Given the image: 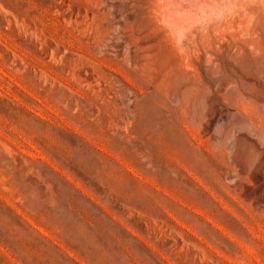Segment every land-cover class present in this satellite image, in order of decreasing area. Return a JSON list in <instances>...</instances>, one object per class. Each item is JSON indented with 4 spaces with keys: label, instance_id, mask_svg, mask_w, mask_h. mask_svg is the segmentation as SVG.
Listing matches in <instances>:
<instances>
[{
    "label": "rangeland",
    "instance_id": "obj_1",
    "mask_svg": "<svg viewBox=\"0 0 264 264\" xmlns=\"http://www.w3.org/2000/svg\"><path fill=\"white\" fill-rule=\"evenodd\" d=\"M187 1L0 0V264H264V0Z\"/></svg>",
    "mask_w": 264,
    "mask_h": 264
},
{
    "label": "bare ground",
    "instance_id": "obj_2",
    "mask_svg": "<svg viewBox=\"0 0 264 264\" xmlns=\"http://www.w3.org/2000/svg\"><path fill=\"white\" fill-rule=\"evenodd\" d=\"M120 1V0H119ZM164 3H163V5H165V7L167 8V9H173L174 10V12L176 13L174 16H169L168 18H167V21L166 22H168V23H165V25L166 24H168V25H166L167 27H170L171 26V28H172V30H173V28L175 29V30H177V33H175L178 37L185 31V32H187V29H185L186 27H188V25H189V28L192 26H190V23H192L193 22V20H194V18L196 19L197 17H198V15L196 16V17H194V15H196L195 13H194V11L192 10V3H191V1H187V0H162ZM193 1H195V0H193ZM217 1V0H216ZM152 2V1H151ZM160 2V1H159ZM196 2V1H195ZM194 2V3H195ZM199 2V1H198ZM219 2V1H218ZM217 2V3H218ZM114 3H116V2H114ZM120 3V2H119ZM118 4V3H117ZM127 4V3H126ZM199 4V3H198ZM216 3H215V0H201V2H200V8H208V7H214V6H216L215 5ZM120 5V4H119ZM158 5V4H157ZM212 5H214V6H212ZM160 7V6H159ZM155 8V7H154ZM198 8V7H197ZM196 8V9H197ZM205 9V11H207L208 12V10H206ZM148 10V9H147ZM204 9H202L201 10V14H202V11H203ZM155 11V10H154ZM204 11V12H205ZM210 11V10H209ZM136 12V11H135ZM134 12V13H135ZM148 13H149V11H147ZM156 12V11H155ZM159 12V11H158ZM162 13H163V11H161ZM168 12V11H167ZM170 12H171V10H170ZM173 12V11H172ZM198 12V11H197ZM203 12V13H204ZM137 13V12H136ZM136 13L134 14V15H136ZM157 13V12H156ZM160 13V12H159ZM159 13H157V14H159ZM170 14H172V13H168V15H170ZM207 14V13H206ZM134 15H133V17H134ZM163 15H165V16H163V17H166V13H164ZM173 15V14H172ZM158 16V15H157ZM150 17V16H149ZM131 18V17H130ZM153 18V17H152ZM251 18V17H250ZM163 19H165V18H163ZM136 20V19H135ZM162 20V19H161ZM164 22V21H163ZM164 24V23H163ZM196 26V25H195ZM191 29V28H190ZM189 31V30H188ZM183 36V35H182ZM180 38V37H179ZM178 38V39H179ZM184 38V37H183ZM183 38H181V39H183ZM177 39V40H178ZM183 41V40H182ZM177 42H179V41H177ZM181 42V41H180ZM182 46V45H181ZM223 112V111H222ZM239 121V120H238ZM237 123V122H236ZM234 125H236V124H234ZM243 129V128H242ZM230 131V130H229ZM240 131H245L244 129L243 130H240ZM247 133V132H246ZM245 133V134H246ZM249 133H251V132H249ZM233 134V133H232ZM239 134H240V132H239ZM254 134V133H253ZM227 135V134H226ZM246 136V135H245ZM243 137V136H242ZM251 137H253V136H251ZM254 137H256V136H254ZM249 141V140H248ZM251 141V140H250ZM255 141V140H254ZM262 143H263V141H262ZM261 143V144H262ZM253 144V143H252ZM264 145V144H263ZM259 147V146H258ZM262 149H264V148H262ZM262 157V156H261ZM260 157V158H261ZM264 158V157H263ZM259 160V159H258ZM263 161V160H262Z\"/></svg>",
    "mask_w": 264,
    "mask_h": 264
}]
</instances>
